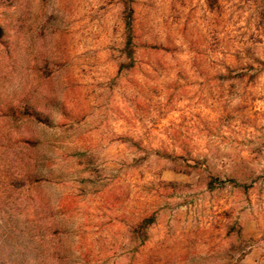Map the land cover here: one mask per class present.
Returning <instances> with one entry per match:
<instances>
[{"label": "rangeland", "instance_id": "1", "mask_svg": "<svg viewBox=\"0 0 264 264\" xmlns=\"http://www.w3.org/2000/svg\"><path fill=\"white\" fill-rule=\"evenodd\" d=\"M0 264H264V0H0Z\"/></svg>", "mask_w": 264, "mask_h": 264}, {"label": "trees", "instance_id": "2", "mask_svg": "<svg viewBox=\"0 0 264 264\" xmlns=\"http://www.w3.org/2000/svg\"><path fill=\"white\" fill-rule=\"evenodd\" d=\"M132 8L127 5L126 14L124 17L125 27L127 31V39L126 44L129 45L131 43V33H132Z\"/></svg>", "mask_w": 264, "mask_h": 264}]
</instances>
